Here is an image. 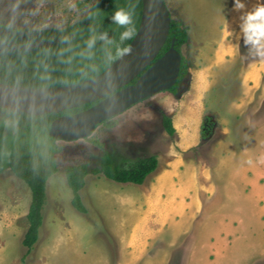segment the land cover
Returning a JSON list of instances; mask_svg holds the SVG:
<instances>
[{
    "label": "rangeland",
    "instance_id": "obj_1",
    "mask_svg": "<svg viewBox=\"0 0 264 264\" xmlns=\"http://www.w3.org/2000/svg\"><path fill=\"white\" fill-rule=\"evenodd\" d=\"M164 2L172 18L189 28L190 42L182 49L189 73L209 66L215 39L236 0ZM89 7L85 0H0V33L3 27L64 29L82 19ZM246 47L245 55L243 49L233 62L214 70L211 90L203 100L206 136L195 146L181 148L178 137L169 136L163 128L162 114L170 115L178 108L169 91L137 103L98 126L86 139L59 141V171L48 180L44 224L39 242L29 254L22 241L28 228L31 191L10 170L1 173L0 264H264V130H260L264 127V84L247 100L251 104L236 108L242 96L240 74L250 62L260 59L249 54V45ZM190 81L191 77L185 79L183 88L187 90ZM177 126L181 128V123ZM234 142L240 146V156L234 155ZM104 152L128 161L155 155L160 168L141 187L89 174L80 192L88 214H80L71 204L65 170L87 164L92 171L98 168ZM239 158L242 166L234 182L232 176L227 177L224 164ZM174 160L184 174L177 198H196L199 212H203L188 225L210 231L211 244L202 253L197 233H170L169 201L167 205L145 201L146 195L156 192L159 175H165L163 186L171 188L167 170ZM187 189L191 193H185ZM233 194L237 199L245 198L246 203L255 202L256 234L218 229L223 221L219 212L231 207ZM119 226L121 230L116 228Z\"/></svg>",
    "mask_w": 264,
    "mask_h": 264
},
{
    "label": "trees",
    "instance_id": "obj_2",
    "mask_svg": "<svg viewBox=\"0 0 264 264\" xmlns=\"http://www.w3.org/2000/svg\"><path fill=\"white\" fill-rule=\"evenodd\" d=\"M85 4L90 5L87 14L64 29L33 31L3 27L0 33V83L29 88L64 87L93 79L111 67L138 32L142 1L85 0ZM118 9L131 14V25L119 26L113 22L112 16ZM129 27L133 35L121 40V33ZM173 39L176 50L182 54V65L178 82L169 92L180 97L186 90L182 84L190 77V66L182 52L183 47L189 45L190 36L189 28L172 18L168 41L158 58L169 50ZM95 104L97 102L43 116L0 109V174L10 170L31 191L28 228L22 241L28 254L39 242L44 224L48 180L59 171L56 156L62 148L49 134L51 125L60 117L80 113ZM206 120L203 119L201 126V139L206 136ZM162 125L169 136L176 135L172 118L165 113L162 114ZM158 167L159 160L155 155L128 161L110 152L102 154L98 168L92 171L87 164L70 166L65 170V178L72 191L71 204L78 213L88 214L80 192L85 188L89 174L103 175L119 184L142 185Z\"/></svg>",
    "mask_w": 264,
    "mask_h": 264
},
{
    "label": "water",
    "instance_id": "obj_3",
    "mask_svg": "<svg viewBox=\"0 0 264 264\" xmlns=\"http://www.w3.org/2000/svg\"><path fill=\"white\" fill-rule=\"evenodd\" d=\"M141 1V23L127 48L133 49L131 55L124 58L127 53L124 51L101 75L69 86L29 88L0 83V109L43 116L97 102L85 111L52 123L49 133L52 138L72 142L88 138L98 126L137 103L170 91L178 82L182 65L175 39L169 50L158 56L168 41L172 17L164 0Z\"/></svg>",
    "mask_w": 264,
    "mask_h": 264
},
{
    "label": "crops",
    "instance_id": "obj_4",
    "mask_svg": "<svg viewBox=\"0 0 264 264\" xmlns=\"http://www.w3.org/2000/svg\"><path fill=\"white\" fill-rule=\"evenodd\" d=\"M236 2L231 8L228 18L224 22V26L220 31V36L215 39L216 47L213 49V54L211 56L212 63L209 66L197 69L190 74L191 81L182 96L176 97L171 94V98L176 100L178 108L171 112L169 116L172 118L173 127L175 128L176 136L178 137L177 139H179L180 146L183 149L191 148L201 140V126L203 123V112L205 110L203 100H205L211 90L212 81L214 79V70L223 68L225 64L233 62L237 56L241 55V51L247 46L244 42V36L241 30V25L243 24L242 18L253 11L255 7L262 5L264 0H239V3L243 5L242 8L237 7ZM239 82V90L241 91L242 96L239 98V103L236 105L238 106L236 107L237 109L245 106L247 107L248 104H251V100L249 103L247 100L250 97L254 98L253 95L255 92L262 88L264 84V62H260V59L250 62L244 72L240 74ZM237 109H234V111L236 112ZM178 122L181 123V128H178ZM262 128L263 129L260 130H264V127ZM262 138H264V133L261 134V141ZM239 147V144H235L234 142V155L239 154L240 156L241 150H237ZM241 166L240 158L224 164V169L227 170V177L232 176L235 182L238 178L237 175L241 170ZM158 168H160V166ZM181 168L182 167L177 160L170 162V168L167 170L169 173L167 176L171 181L167 184L171 185V188L163 186L165 185L163 184L165 175H159L156 177V183L154 184L156 192L146 195L145 201L153 202L157 200L164 205H167V202L169 201L170 210L167 217L170 219V224H172L170 233L175 235L197 233L196 241L199 250H201L202 253L204 249L211 244L208 238L210 231L209 229H204L202 226L188 225L195 217L203 215V212H199L196 198L191 197L190 200H187L186 198H177L179 197L177 195L178 186H183L182 179L184 174L180 171ZM219 168L221 169L223 167L219 166ZM138 186L141 187L142 185ZM185 193H191V190L189 189L188 191H185ZM237 197L238 195L233 194L229 200L231 207L219 212V217L222 218L223 221L219 223L218 229L220 231L224 229L223 231H229V233L235 234H256L258 230V227H256L258 226V220L256 216L257 206L255 205V202L250 200L246 203L245 198L241 199L239 197V199L242 200L241 203H239L240 201H238L239 199H237ZM153 210L154 209H152V211ZM160 213L161 212H159V215ZM234 221H236V223L238 222L237 226H234ZM116 228L121 230L120 226Z\"/></svg>",
    "mask_w": 264,
    "mask_h": 264
},
{
    "label": "clouds",
    "instance_id": "obj_5",
    "mask_svg": "<svg viewBox=\"0 0 264 264\" xmlns=\"http://www.w3.org/2000/svg\"><path fill=\"white\" fill-rule=\"evenodd\" d=\"M236 6L242 8L243 5L236 2ZM241 30L244 36V42L249 45V54L254 57H259L260 62H264V5H259L243 18ZM112 20L119 26H128L132 24L131 14L124 9H118L112 16ZM133 35L132 29L126 28L121 33V40L129 39ZM103 38V37H102ZM128 49L125 48L124 51Z\"/></svg>",
    "mask_w": 264,
    "mask_h": 264
},
{
    "label": "bare ground",
    "instance_id": "obj_6",
    "mask_svg": "<svg viewBox=\"0 0 264 264\" xmlns=\"http://www.w3.org/2000/svg\"><path fill=\"white\" fill-rule=\"evenodd\" d=\"M133 53V49H130L129 51H127V53L125 54L124 58H126L127 56L131 55ZM122 58V59H124Z\"/></svg>",
    "mask_w": 264,
    "mask_h": 264
}]
</instances>
